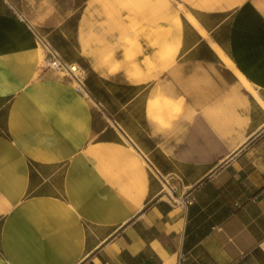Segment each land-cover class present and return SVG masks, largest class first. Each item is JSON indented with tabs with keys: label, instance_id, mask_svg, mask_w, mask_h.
Segmentation results:
<instances>
[{
	"label": "crops",
	"instance_id": "crops-1",
	"mask_svg": "<svg viewBox=\"0 0 264 264\" xmlns=\"http://www.w3.org/2000/svg\"><path fill=\"white\" fill-rule=\"evenodd\" d=\"M126 5L0 0V264H264V0L195 3L201 30L178 16L175 57L138 76Z\"/></svg>",
	"mask_w": 264,
	"mask_h": 264
},
{
	"label": "rangeland",
	"instance_id": "rangeland-1",
	"mask_svg": "<svg viewBox=\"0 0 264 264\" xmlns=\"http://www.w3.org/2000/svg\"><path fill=\"white\" fill-rule=\"evenodd\" d=\"M227 1L231 5H235L240 4L244 0ZM198 2H200V0H127L126 13L128 14V17H130L127 18L130 20L127 22V28L136 30L137 32L138 30H141L140 38L137 37L129 40V38L126 37L128 39L129 46L126 47L125 56L127 61L132 62L131 64L134 68V72L142 70L140 68L139 61H141L143 67L145 66L151 71L158 70L159 72L165 67L167 60L175 57V51L172 48L171 38V42L169 44L171 46V51L168 50L167 52L166 49L167 40L172 35L168 32V30L170 31L171 23L176 19V17L180 15L182 16L188 8H192V5ZM133 16L136 20H134ZM139 39L143 47L139 44ZM135 44L137 47L134 46ZM136 48L137 50H141V56L138 55V57H136ZM154 48L157 50L159 49V51L153 52ZM176 67L177 65L175 64L173 67L174 74L176 73ZM208 77L213 78L214 76L210 75ZM211 81H213V79H211ZM158 84H162L164 88V83H162L160 78L156 81V85ZM207 89H209V92H214L215 86L211 84L207 86ZM179 102H181V100H179ZM192 104L193 103L191 102V107ZM177 114L180 115L181 112H176V110L172 109L170 118L175 117ZM205 118L208 126L225 123L224 118L215 117L213 115L205 116Z\"/></svg>",
	"mask_w": 264,
	"mask_h": 264
},
{
	"label": "built area",
	"instance_id": "built-area-1",
	"mask_svg": "<svg viewBox=\"0 0 264 264\" xmlns=\"http://www.w3.org/2000/svg\"><path fill=\"white\" fill-rule=\"evenodd\" d=\"M18 16L25 22L35 37L37 44L41 48L43 52V66L46 68H52L63 76L69 78L79 93L88 95L89 91L86 85L85 70L78 63L65 60L58 50H56L51 44L47 36L42 34L23 13L19 12ZM170 190L171 192L167 191L166 194L170 196V198L176 204L187 206V204L191 203L193 200L192 195L174 197L175 188L170 187Z\"/></svg>",
	"mask_w": 264,
	"mask_h": 264
},
{
	"label": "bare ground",
	"instance_id": "bare-ground-1",
	"mask_svg": "<svg viewBox=\"0 0 264 264\" xmlns=\"http://www.w3.org/2000/svg\"><path fill=\"white\" fill-rule=\"evenodd\" d=\"M186 14V16H187V18L190 20V22L194 25V26H196L197 28H199L200 30H201V26H200V24L198 23V21L196 20V18L190 13V12H186L185 13ZM178 16V15H177ZM127 18H130V17H128V16H126ZM168 17V16H167ZM157 18V17H156ZM156 18H154V19H156ZM7 19H9V18H7ZM171 19V18H170ZM11 20V19H10ZM12 21H13V19H12ZM15 21V20H14ZM132 22V21H131ZM152 25V24H151ZM180 26H181V20H180V18L179 17H176V19L171 23V26H170V29H171V31L173 32V38H174V41H173V43H172V48H173V50L176 52V49L178 48V45H179V41H180ZM167 29V28H166ZM168 32H169V30H168ZM161 35V34H160ZM172 36V35H171ZM35 42V41H34ZM36 43V42H35ZM32 46H33V44H32ZM39 49V48H38ZM143 49V48H142ZM166 49H167V52H168V50L169 51H171V46L169 45V44H166ZM158 51H159V49H158ZM163 51V50H162ZM157 54V53H156ZM155 54V55H156ZM159 55V54H158ZM219 55L220 56H222V57H224V55L221 53V52H219ZM40 58H41V53H40ZM154 56V55H153ZM171 56V55H170ZM135 58V57H134ZM225 58V57H224ZM138 60V59H137ZM167 60V59H166ZM135 61V60H134ZM136 62V61H135ZM132 63V62H131ZM130 64V63H129ZM173 64V63H172ZM167 66V65H166ZM139 70H140V68H139ZM158 71V70H157ZM142 72V71H141ZM127 73V72H126ZM138 73H139V71H136V72H131V74L133 75V76H138ZM155 73V72H154ZM142 74V73H141ZM129 75V74H128ZM150 77H151V75H150ZM242 78V77H241ZM158 102H157V104H154V103H152V101H150L149 102V110L150 111H152V112H155V113H160V111L164 108L163 106H165V103H163V101H161V97L160 96H158ZM167 107V106H166ZM165 107V108H166ZM164 110V109H163ZM162 110V111H163ZM168 189V191H170L171 192V190H170V188H167ZM167 192V191H166ZM165 196V195H164Z\"/></svg>",
	"mask_w": 264,
	"mask_h": 264
}]
</instances>
